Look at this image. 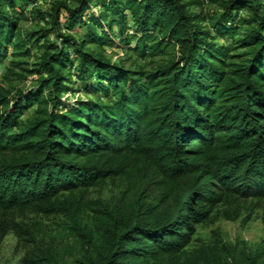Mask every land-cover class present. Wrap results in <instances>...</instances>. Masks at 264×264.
Instances as JSON below:
<instances>
[{
	"label": "trees",
	"instance_id": "1",
	"mask_svg": "<svg viewBox=\"0 0 264 264\" xmlns=\"http://www.w3.org/2000/svg\"><path fill=\"white\" fill-rule=\"evenodd\" d=\"M202 2L220 12L193 13L184 0H53L40 13L49 27L24 33L15 0H0V71L9 51L42 48L33 71L21 60L5 70L39 74L36 90L0 91V249L21 227L15 213L34 211L75 219L74 264H223L219 240L190 247L220 206L236 219L242 201H264V0ZM114 46L175 54L128 68L106 56ZM110 178L123 183L111 204L85 198ZM87 210L96 229L81 222ZM62 259L36 245L23 264Z\"/></svg>",
	"mask_w": 264,
	"mask_h": 264
},
{
	"label": "rangeland",
	"instance_id": "2",
	"mask_svg": "<svg viewBox=\"0 0 264 264\" xmlns=\"http://www.w3.org/2000/svg\"><path fill=\"white\" fill-rule=\"evenodd\" d=\"M52 1L26 5L24 0H15L18 9L24 13L23 20L20 22L22 32H35L43 27H49V22L42 20L40 13L48 11ZM184 1L191 4L190 10L193 13L200 12L203 9L204 13L211 17L220 12L217 5L208 2L203 3L202 0ZM196 2L202 3V5L195 6ZM50 40L53 41L55 38L51 37ZM28 48L31 51V56L17 57L13 54V51H9L8 58L2 65L0 91L6 92L10 99L18 95L19 92H33L37 88L40 76L35 72L22 71L25 75V78L22 79L17 77L5 78V70L12 61H23V67L30 71L38 67L37 63L42 55L40 44H34L32 41L29 43ZM105 51L106 56L113 62L128 68L142 65L149 69L154 68L175 54L173 47L168 48L163 54H149L145 57L140 56L133 50L116 46L107 47ZM243 52L244 50L240 49L234 51L233 54ZM238 59L240 58L233 56L228 61L233 62ZM84 96L85 94L82 91L79 93L69 92L64 95V98L73 101L77 97ZM35 108L36 106L29 110L27 115H30ZM122 189L123 183L120 179L110 178L100 186L89 188L85 198L96 203L111 204L114 196L121 195ZM227 209L226 206H220L207 223L197 226L195 241L190 249L200 243L214 245L219 240L223 264H264V201L254 199L242 201L236 219L226 217ZM97 216L98 214L94 211L87 210L86 214L81 217V222L87 223L96 229L99 223ZM14 217L15 222L21 227L17 231L12 230L5 237L0 249V264H23V258L27 252L36 245L57 248L63 257L61 264H74V256L70 253H76L79 237L74 229L76 225L72 216L26 211L17 212Z\"/></svg>",
	"mask_w": 264,
	"mask_h": 264
}]
</instances>
